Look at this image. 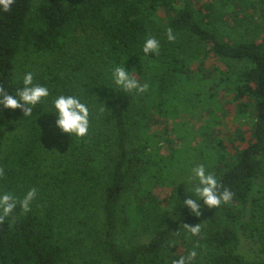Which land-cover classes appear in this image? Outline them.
Wrapping results in <instances>:
<instances>
[{"label":"trees","instance_id":"obj_1","mask_svg":"<svg viewBox=\"0 0 264 264\" xmlns=\"http://www.w3.org/2000/svg\"><path fill=\"white\" fill-rule=\"evenodd\" d=\"M253 3L264 19V0ZM244 4L15 0L0 12V86L12 94L31 71L53 96L78 92L91 110L89 134L81 139L53 134L52 116H38L39 106L31 117L20 109L0 114V189L21 195L38 188L30 212L0 219V264H71L75 257L97 264L95 254L110 264H171L192 248L195 264H264V21L245 24L238 16ZM240 22L246 33L238 32ZM148 36L161 41L156 57L140 51ZM123 64L149 85L146 92L114 87L111 68ZM228 112L246 120L245 146L209 138L218 114ZM157 126L173 131L168 152L164 136L152 132ZM200 163L234 196L197 218L181 204L190 195L186 178ZM197 224H206L199 235L170 249L185 225ZM241 231L257 239L262 259L248 261L239 252ZM152 232L147 243L118 242L119 234L131 241Z\"/></svg>","mask_w":264,"mask_h":264},{"label":"clouds","instance_id":"obj_2","mask_svg":"<svg viewBox=\"0 0 264 264\" xmlns=\"http://www.w3.org/2000/svg\"><path fill=\"white\" fill-rule=\"evenodd\" d=\"M14 2L15 0H0V12H9ZM165 35L168 42L176 39L171 28L166 30ZM160 48L161 41L155 36H148L144 39L140 51L144 57L150 58L158 56ZM133 69L127 70L125 64L113 65L110 71L112 84L123 93L146 92L149 85L136 79L132 74ZM38 106L41 108L38 116L42 113L52 116L49 129L53 134L68 135L72 139H81L89 134L91 110L89 104L78 92H58L53 96L46 84L34 82V75L31 71L24 73L22 86L15 88L12 94H9L8 89L0 86V114L2 116L5 109H20L23 117H31ZM103 110V108L100 109V111ZM2 175L3 171L0 170V176ZM186 179L190 185L188 192L190 195L185 196L181 206L187 208L189 215L193 217H200L205 208H218L233 199L234 193L228 188H223L217 176L203 163L194 165L191 174ZM37 197L38 188L34 186L29 187L21 195H17L13 189H0V219H10L17 210H22L24 213L30 212ZM185 231L187 235L195 237L199 235L201 227L199 224L185 225ZM197 256V251L192 248L186 254L172 259L171 264H195Z\"/></svg>","mask_w":264,"mask_h":264},{"label":"rangeland","instance_id":"obj_3","mask_svg":"<svg viewBox=\"0 0 264 264\" xmlns=\"http://www.w3.org/2000/svg\"><path fill=\"white\" fill-rule=\"evenodd\" d=\"M254 0H245V4L244 7L242 8V12L243 14L238 15L241 18L245 19L246 23L248 25V22H251V25H254L255 22L260 23L262 25V22L264 21L263 19V14L262 11H260V5H256V3H253ZM184 1H182L180 4H183ZM254 4V6H253ZM256 5V6H255ZM181 6V5H180ZM250 25V26H251ZM238 32L239 33H246V28L241 25L238 27ZM88 42H92V41H88ZM80 42H78L77 44H79ZM77 44H74L73 50H77L79 49V46ZM80 50V49H79ZM206 66L207 68H211L214 64L213 59L210 57L206 60ZM139 95H136L134 100H133V104H132V109H131V116H132V121L135 123L134 127V133L137 134L138 130L137 129V121H138V114L140 109V105H139ZM220 103H222L220 101ZM192 114L189 116L190 118H195L197 121H199L197 116H193L191 117ZM218 117L220 118L219 120V124H218V129L215 132L214 130H211L208 132V136L210 139H214L217 136L218 138H222L223 140H226L227 142H230V140H232L234 143L236 144H242V146L246 145V142L248 140V136H249V126L245 125L246 120L244 118H238L237 116H235L232 112H228L227 114L224 113H220L218 114ZM167 124L168 127H172V123L170 120H167ZM195 127L197 128L196 124L193 122L192 123ZM105 133H109V129L107 128V130H104ZM154 132V134L156 135H161L164 136V138L166 139V143L162 142L161 146L163 147V152H168L169 151V140H173V131L170 130V132L166 130V126L162 127V126H157L156 129L154 128V130L152 131ZM243 132L245 139L243 141L240 140V133ZM213 141V140H212ZM101 195V193H100ZM100 197V196H99ZM12 220L15 219V215L13 213ZM205 225L200 226V227H205ZM154 233H150L148 235H144V234H139L136 238H134L133 240H129L128 238L122 236L121 234L118 235V242L119 244H121L123 247H128L130 245L133 244H143V243H147L148 240L151 238V236ZM184 235L177 241H174L171 245L170 249L173 250V248L179 245V243H181L182 240H190L191 236L186 234V231H184L183 233ZM240 238H241V242H240V247H239V252L248 260V261H253V260H257V259H262L263 255L261 253L260 250V245L257 241V239L255 237H253L248 231L244 232L241 231L240 232ZM91 245V244H90ZM92 249V248H90ZM94 253V252H93ZM96 259L98 260L97 264H110L107 260L97 256V254H95ZM71 264H83V259L81 257H75L72 259V263Z\"/></svg>","mask_w":264,"mask_h":264}]
</instances>
